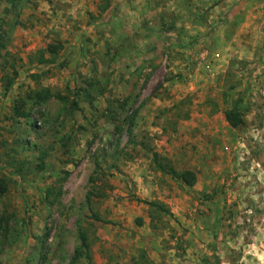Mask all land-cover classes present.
Segmentation results:
<instances>
[{
	"label": "rangeland",
	"instance_id": "rangeland-1",
	"mask_svg": "<svg viewBox=\"0 0 264 264\" xmlns=\"http://www.w3.org/2000/svg\"><path fill=\"white\" fill-rule=\"evenodd\" d=\"M79 232L77 264H264V0H0V264Z\"/></svg>",
	"mask_w": 264,
	"mask_h": 264
},
{
	"label": "trees",
	"instance_id": "trees-1",
	"mask_svg": "<svg viewBox=\"0 0 264 264\" xmlns=\"http://www.w3.org/2000/svg\"><path fill=\"white\" fill-rule=\"evenodd\" d=\"M49 53L51 54H56L57 53V48L56 47H49L48 48ZM52 95L47 92H41L36 94L37 101L40 103L46 101L47 99L51 98ZM224 118L226 122L232 127L236 128L242 124V118L238 111L236 109H232L229 111H226L224 113ZM154 161L157 164V169L161 171L162 173L170 174L174 178H178L181 181H183L185 184L191 185L195 181V176L192 172L189 171H183L181 173L176 172L168 163L163 164L162 162H158V156L153 155ZM98 169V168H97ZM97 172H94L93 175L90 177V182L93 183L94 180L96 179L94 175H96ZM4 188L1 190L4 192ZM99 196L103 197L104 195L101 192L96 193L95 191L90 190L87 194L86 201L89 203L90 202V197L92 196ZM149 206L157 208L159 211L164 212L169 214L165 208L162 206L155 204V203H149ZM96 217V216H95ZM79 240H80V245L74 250L73 256L71 257V260L69 261V264H77L78 261L84 257L87 256L89 259L88 255V250H89V244L87 243L86 235L84 232H79ZM218 259L215 264H218Z\"/></svg>",
	"mask_w": 264,
	"mask_h": 264
}]
</instances>
